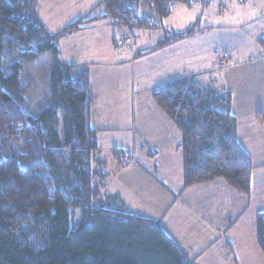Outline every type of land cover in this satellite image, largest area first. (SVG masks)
I'll return each mask as SVG.
<instances>
[{
	"label": "trees",
	"instance_id": "16d2710c",
	"mask_svg": "<svg viewBox=\"0 0 264 264\" xmlns=\"http://www.w3.org/2000/svg\"><path fill=\"white\" fill-rule=\"evenodd\" d=\"M212 1L101 0L88 15L51 34L37 0H0V264H198L158 220L98 202L107 164L95 165L100 145L91 122L90 75L85 70L73 76L76 66L62 62L59 41L89 23L108 21L132 35L164 29L167 38L156 47L164 48L195 31L166 28L177 4L193 8ZM130 33L114 38L118 53L133 49ZM123 39L130 40L128 47L119 46ZM45 55L51 56L49 104L33 117L23 108L22 75ZM152 95L182 132L185 186L223 179L249 194L254 166L238 140L231 93L184 80ZM115 160L125 168L133 153L116 150ZM256 230L264 252V211Z\"/></svg>",
	"mask_w": 264,
	"mask_h": 264
},
{
	"label": "crops",
	"instance_id": "0c3cea01",
	"mask_svg": "<svg viewBox=\"0 0 264 264\" xmlns=\"http://www.w3.org/2000/svg\"><path fill=\"white\" fill-rule=\"evenodd\" d=\"M100 1H89L86 15ZM203 7L209 10L208 22L202 24V18H199L193 26L195 31L190 37L194 38L195 52L189 60H184L180 55L166 59L168 54L172 56L173 51L169 49L174 48L176 43L159 49L143 48L136 56L135 53L120 54L116 51L114 38L126 33L123 31H118L117 34L110 31L113 44H102L94 36L96 41L88 47L89 49L72 52L81 53L82 57L90 56L80 61L70 58L72 55L69 54L63 37L59 41L60 59L66 64L76 66V76L85 70L90 75L91 122L98 130L99 145L105 135V130L100 127L113 126L108 122L107 111H120L127 109L128 105L134 109L138 106L144 107L150 101L157 105L153 95L151 99L148 96L143 97L145 91L135 93V98L131 101L129 96L125 99V93L122 91L115 93L109 88L108 95L96 90V78L112 80L111 87L116 86L118 81L127 80V75L113 68L115 65L131 63L133 66L143 64L145 67L142 63L144 60H151L150 58L162 54L165 62L156 61L153 64V68H160L164 72L162 82L158 83L153 78V88L147 91L153 93L173 82L193 80L203 89L231 93L232 114L238 120V140L251 157L254 166L249 194L235 190L223 179L186 187L181 149L182 132L178 127H173L175 123H171L173 121L165 113H161V122L164 121L163 124L167 127H159V137L166 140V146L163 151L155 147L148 153L150 163L162 153L161 164L155 162L150 166L134 153L133 163L125 168H120L119 163L113 160L114 169L108 172L107 165L104 168L105 174L99 182L98 202L119 207L112 210L125 213H128L125 211L126 206L139 205L143 214L132 215L158 220L165 232L198 264H264V252L259 245L256 230V217L264 211V0H237L233 6L229 5L228 0H213L211 4ZM37 12L44 22L39 6ZM106 26L111 24L108 21H97L89 23L78 32H81L85 39L89 33L99 34L103 28H107ZM167 29L171 33H182L173 32L168 27ZM189 29L191 28L186 31ZM205 34L208 40L206 39L205 44H200ZM208 41L217 43L219 48H222L220 43L224 42V45L227 42L231 48L224 46L226 49L221 50L223 53L217 55V46L210 51ZM145 50L149 53L138 56ZM103 65L105 68L102 71L96 74L93 72L96 66ZM204 66H211L212 73L216 75L213 78L211 74L210 81L206 83L203 78L210 72H197L198 68ZM178 67H181L182 71L195 68L196 72H180L177 76L173 68ZM143 72L134 69V75L139 76L138 85L146 86L147 79ZM122 99L125 102H122ZM119 122L121 123V120ZM116 150L120 149L115 148L113 155ZM101 155L100 146L95 154V165L98 168L102 167L100 162L108 164Z\"/></svg>",
	"mask_w": 264,
	"mask_h": 264
},
{
	"label": "rangeland",
	"instance_id": "374dc122",
	"mask_svg": "<svg viewBox=\"0 0 264 264\" xmlns=\"http://www.w3.org/2000/svg\"><path fill=\"white\" fill-rule=\"evenodd\" d=\"M89 1L91 0H38V6L41 16L44 20L43 23L45 24L48 31L51 33H57L61 32L62 30L76 22L78 18L85 16L90 6ZM218 2H220V0H218ZM228 2L230 6H233V4L237 3V0H228ZM208 11L209 10L205 9L202 5L188 8L185 5L177 4L173 10L172 15L165 22L166 28L168 27L173 32H184L188 28L193 29V26L196 25V22L199 18H202V24H206L208 22ZM106 27L107 28H103L99 32V34L96 32L89 33V35L85 39L81 35V32L78 31L74 32L72 35H66L62 40L67 44V50L69 54L72 55L70 58L75 59V61L85 60L89 58L90 56L82 57L81 53L76 54L72 52L82 50L84 51L85 49H89L91 47V44L96 41L94 36H96L102 44H113L110 31H112V33L114 32L113 34H117L118 31H123L128 34L130 33L128 29L126 30L125 28H118L115 26L114 28H110L111 26ZM133 35L135 39L133 42L134 47L130 52L127 51L126 54L135 53V56L143 48H149L150 50L151 48H156L161 40H166L167 38V34L164 29L153 31L139 30L136 31ZM193 39V37H187L183 40L175 42L177 45H175L174 48L169 49L173 51L171 53L172 56L168 54L166 59H169L170 57H173L175 55H180L181 57H184V60H189L192 57L193 52H195V44L193 43ZM206 39L208 40V36L205 34L203 35V38H201L200 44H205ZM223 43L224 42L219 44V46H222V48H219L217 43L212 44L208 41V47L210 51H212L215 46H217L218 48L216 47V53L218 55L220 53H223V51L221 52V50H225V47L231 48V45L227 42L222 45ZM150 59L151 60L146 59L142 62L144 63L145 67L143 66V64L133 66L131 63H126L125 65L121 66H113V68L117 71H121L122 74L127 75V82L118 81L116 86L111 87L110 85L113 84L112 80L104 81L102 78H96V90L102 93L106 92V94L108 95L109 88H112V91L115 93H117L118 91H122L125 93V99H127V97L129 96L131 101L134 100L135 93L145 91L143 93V97L148 96L151 99L152 93L147 90L153 88V78L156 82L161 83L164 77V72H162L160 68H153V64L156 61L165 62V58H163V55L161 54L158 57ZM104 68L105 65L96 66L93 69V72L96 74L98 71H102ZM134 69H137L140 73H142V70H144L143 74L145 73V78L147 79L146 86H142L143 84L138 85L137 80L139 76L134 75ZM173 69L176 72L177 76L180 75V72H190L191 74L196 72L195 68H187L188 70L186 69L183 71L181 67ZM75 70L73 71L74 77L76 76ZM79 71L81 72L82 70L79 69ZM197 72H199L198 74L210 72L208 76L203 78L205 83L210 81L211 74L213 78L216 77V75L212 73L213 68L211 66L198 68ZM50 74V55L42 56L39 61L33 64L26 65L23 70L22 86L25 90V102L23 108L25 109L27 114L33 117H38L41 110L49 104L50 93L48 90V84L50 80ZM122 102H125V100L122 99ZM106 103L110 104V102ZM161 113L165 112L152 101L148 102V105L146 104L144 107L138 106V108L134 109V107L128 105L127 109H122L120 111L112 109L107 111L108 122L111 125L113 124V126L100 127L105 130L103 131L105 135L101 138L100 146L102 151L101 158L108 161V172L114 169L113 160H115V155L112 154V151L115 148H119L120 150L129 149L132 153L135 154V156H137V158L144 159V161L148 162L150 166H153L155 162L157 164H161V161L163 159L162 153L160 154V157H158L154 162L150 163L148 160V153L151 149L157 147L160 151H163L166 146V140L159 137V127H167L163 124L164 121L161 122ZM118 119L119 121L121 120V123L118 121ZM173 127L177 126L173 124ZM133 137L135 139L134 142ZM108 172L106 170V174H108ZM103 206L111 209L119 208L113 205ZM125 211L131 214H143V210L137 204L126 206ZM232 215L234 216V213ZM76 221H78V219Z\"/></svg>",
	"mask_w": 264,
	"mask_h": 264
},
{
	"label": "built area",
	"instance_id": "2783aa9c",
	"mask_svg": "<svg viewBox=\"0 0 264 264\" xmlns=\"http://www.w3.org/2000/svg\"><path fill=\"white\" fill-rule=\"evenodd\" d=\"M130 44V40L129 39H123L119 41V46H127Z\"/></svg>",
	"mask_w": 264,
	"mask_h": 264
}]
</instances>
